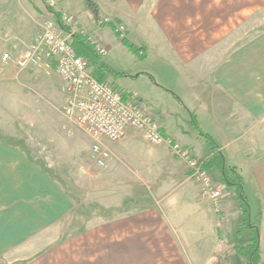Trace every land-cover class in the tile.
<instances>
[{"label":"crops","instance_id":"obj_1","mask_svg":"<svg viewBox=\"0 0 264 264\" xmlns=\"http://www.w3.org/2000/svg\"><path fill=\"white\" fill-rule=\"evenodd\" d=\"M86 2L96 7V19L90 26L82 18L85 13L79 10ZM58 5L57 11L71 12L96 44L105 48L106 52L99 55L102 61L116 73L126 74L110 78L125 100L138 99L159 122L163 136L205 160L212 151L195 129V120L216 140L229 176L233 169L242 177L244 187L247 185L240 173L243 162L234 151L241 149L247 126L262 119L264 95L263 83L247 78L245 0H59ZM249 18L260 21L263 16L254 13ZM117 24L124 26V34L116 33ZM122 38L141 49L139 54L145 57L140 60L130 52ZM32 67L39 66L26 69ZM53 68L48 70L54 72ZM60 84L62 89L61 80ZM138 134L130 129L120 147L137 148ZM113 142L106 141L105 145L116 148ZM149 150L164 158L169 154L174 166L187 177L185 164L174 158L165 145L152 144ZM160 163L150 161L149 166ZM214 171L217 169L211 173ZM253 186L259 203L256 228L264 261V180L257 174ZM72 201L30 162L21 146L0 141V255L6 253L3 264L25 258L21 264H205L208 260L206 256H194L193 250L175 251L173 248L179 247L175 243L50 240L52 243L34 245L40 232L64 230L60 227L63 220L74 216ZM97 230L102 232V225ZM109 233L114 241L112 231ZM188 244L194 247V243ZM23 245L34 249L25 258L7 257Z\"/></svg>","mask_w":264,"mask_h":264},{"label":"rangeland","instance_id":"obj_2","mask_svg":"<svg viewBox=\"0 0 264 264\" xmlns=\"http://www.w3.org/2000/svg\"><path fill=\"white\" fill-rule=\"evenodd\" d=\"M49 1L0 0V141L21 146L30 162L56 184V190L64 191L73 200L74 216L63 220L60 227L64 230L40 232L38 244L34 245L52 243L50 240H55L53 243H175L179 246L173 248L175 251L193 250L194 256H206L205 264H242L235 246L250 241L248 226H256L259 220L253 183L255 174L264 180V112L262 119L247 126L248 134L242 137L241 149L234 151L243 162L240 173L247 181L245 187L242 182L241 193L250 208L247 223L240 193L224 184L219 171L212 172L225 195L218 214L200 196L195 183L174 166L169 154L164 158L149 150L153 143L141 133L136 138L137 148L120 147L125 136L113 142L118 145L116 148L107 146L111 158L106 166L96 165L91 156L93 140L62 112L59 76L42 66L26 69L17 64L18 59L27 56L31 43L42 31L43 22L53 18L50 9H59V0L50 9ZM245 1L247 78L263 83L264 95V0ZM95 9L90 2L79 8L89 26L96 19ZM62 12L72 14L68 10ZM254 13L262 14L261 22L249 18ZM77 22L81 33L75 35L83 37L87 44L97 43L78 19ZM4 53L11 55L9 61L2 60ZM88 63L90 71L89 60ZM115 74V79L126 76ZM15 131L16 136H9ZM207 144L213 151L210 143ZM150 161L161 163L151 167ZM229 172L231 179L238 181L233 169ZM100 225L102 232L97 230ZM188 243H194V247ZM33 249L23 245L7 257L23 258ZM4 255H0V264L5 261ZM25 259L12 264L24 263Z\"/></svg>","mask_w":264,"mask_h":264},{"label":"built area","instance_id":"obj_3","mask_svg":"<svg viewBox=\"0 0 264 264\" xmlns=\"http://www.w3.org/2000/svg\"><path fill=\"white\" fill-rule=\"evenodd\" d=\"M56 5L50 0L49 9ZM51 17L42 25L39 36L31 43L25 58L17 60L22 68L42 66L51 69L62 82V112L71 118L77 128L93 140L91 156L96 165L104 167L111 158L105 145L106 141H118L124 138L130 129L141 133L149 142L165 145L171 155L185 164L187 178L195 183L200 196L208 201L216 213L222 211L224 192L213 174L204 167V159L197 157L191 149L186 148L171 137L160 132L159 122L136 99L125 100L123 93L109 82L97 81L89 71L88 60L78 56L72 46L71 36L80 34L75 16L68 12H59L58 21ZM116 33L124 34V26L115 25ZM97 55L106 50L90 42ZM11 55L4 53L3 61H9Z\"/></svg>","mask_w":264,"mask_h":264},{"label":"trees","instance_id":"obj_4","mask_svg":"<svg viewBox=\"0 0 264 264\" xmlns=\"http://www.w3.org/2000/svg\"><path fill=\"white\" fill-rule=\"evenodd\" d=\"M59 12L54 11V19L58 21L59 19ZM123 44L128 48L130 52L136 55L139 59H143L145 54H139L141 49L137 48L135 45L131 44L127 39L122 38ZM72 46L74 51L78 56L85 57L90 62V74L94 77L97 81H109L111 76H116L115 72L108 67L101 59L97 53L90 47L80 36L72 35ZM111 84V83H110ZM112 85V84H111ZM113 86V85H112ZM175 98L178 100V97L174 95ZM180 102V100H178ZM193 125L195 129L198 131L200 137H202L207 143H210L212 146V155L204 160V167L211 171L212 169L216 168L217 171L222 176V180L226 186L231 187L237 194L240 193L239 199L241 200V207L243 211L244 220L246 223L248 222L250 208L242 193V178L239 175H236L238 181H234L229 176L226 167L224 165L223 155L220 151H218V144L216 140L204 133L198 123L194 120ZM250 229V241L244 244L237 243L236 244V251L239 253V256L242 258V264H264L260 256V249L258 243V236L256 232V226H248ZM216 261V260H215ZM212 264H216L212 262Z\"/></svg>","mask_w":264,"mask_h":264},{"label":"bare ground","instance_id":"obj_5","mask_svg":"<svg viewBox=\"0 0 264 264\" xmlns=\"http://www.w3.org/2000/svg\"><path fill=\"white\" fill-rule=\"evenodd\" d=\"M59 17V16H58Z\"/></svg>","mask_w":264,"mask_h":264}]
</instances>
